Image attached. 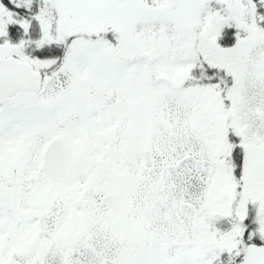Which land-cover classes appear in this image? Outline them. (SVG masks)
<instances>
[{
    "label": "snow or ice",
    "instance_id": "obj_1",
    "mask_svg": "<svg viewBox=\"0 0 264 264\" xmlns=\"http://www.w3.org/2000/svg\"><path fill=\"white\" fill-rule=\"evenodd\" d=\"M0 264H264V0H0Z\"/></svg>",
    "mask_w": 264,
    "mask_h": 264
}]
</instances>
